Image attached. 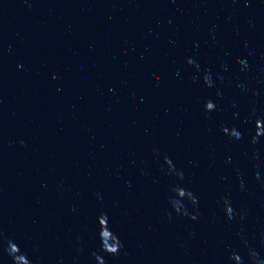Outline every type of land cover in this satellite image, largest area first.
Masks as SVG:
<instances>
[{
	"label": "water",
	"instance_id": "95a60500",
	"mask_svg": "<svg viewBox=\"0 0 264 264\" xmlns=\"http://www.w3.org/2000/svg\"><path fill=\"white\" fill-rule=\"evenodd\" d=\"M0 264H264V0H0Z\"/></svg>",
	"mask_w": 264,
	"mask_h": 264
}]
</instances>
